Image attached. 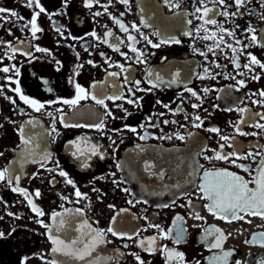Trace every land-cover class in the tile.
<instances>
[{"label":"flooded vegetation","instance_id":"af4514ba","mask_svg":"<svg viewBox=\"0 0 264 264\" xmlns=\"http://www.w3.org/2000/svg\"><path fill=\"white\" fill-rule=\"evenodd\" d=\"M24 2L25 0H0V7L15 10L24 17L23 20L13 18L12 22L0 27V41L5 42L0 44V58H3L0 67L14 64L20 69L19 76H15L13 72L0 73V124L3 125L0 128V152L4 153L0 156V169L9 167L13 174L20 175L19 184L14 182L12 186L26 189L45 215L37 216L22 195L11 191L12 186L6 182H0V231L5 234L0 238V264H22L25 258L26 264H47L53 259L57 260L58 264H84L83 261L65 257L60 253H52L53 244L48 239V230L37 221L42 220L44 224L49 225L52 234L65 243L77 238L87 241L88 237H82L81 232L77 231L85 221L92 228L107 229L112 217L120 209L128 211L117 217L114 227L129 234L139 232V235H134L132 240H128L107 234L111 243L99 246L93 255L113 257L110 264H137L131 253H138L146 264H165L164 256L159 251L148 254L137 244L146 237L159 236L158 229L149 227L150 224L159 225L167 231L173 228L177 215L184 218L183 221L176 222L177 227L186 229L184 241L176 244L172 238L158 239L156 245H167L169 249L183 252L184 264H196L197 261L200 264H208L206 258L212 256L213 252L221 254L219 250L210 252L206 247L213 240V237L204 240V229L210 226L221 229L226 235L230 233L223 244L224 251L233 252L228 258V264H234L237 260L242 264H256L264 257V247L245 243L253 234L264 233V219L246 216L245 220H234L231 223L218 219L204 208L208 201L199 198L201 194L198 188L186 183L189 179L187 173L192 171L197 162L207 170L227 169L246 180L251 179L248 173L229 162L204 159L205 155L214 156V150H219V145L224 143L219 135L208 129L219 128L220 135H235L234 143L244 153L249 150L264 151L254 147L264 145V130L251 126L259 121V117L254 114L264 113V107L252 103L260 97L251 95L264 90V70L258 66H253L254 72H249L243 67L235 68L232 63L234 54L224 45H221L223 51L215 50V55L208 52V46L213 42L200 38L206 34L202 29L199 33L195 31L203 23L202 20L196 19L200 13L195 12V9L200 7V0H178L179 9L169 7L164 0H129L128 5L112 0L108 12L125 24L129 29L128 33L122 32L108 14L94 16L93 13L97 11L103 12V8L95 3L89 9L84 6L85 0H68L66 7L64 0H40L47 13L60 14L52 15L51 18L47 14L40 15L38 25L43 31L37 33L38 39H33L29 28L24 27L32 16V10L24 7ZM100 3L108 4V0H100ZM227 3L232 4V0H227ZM260 4L261 0H249L240 10L242 15L215 17L218 24L235 32L234 37L225 35V40L238 49L235 55L239 56L241 65L249 62L248 53L264 63V47L249 46L244 48L243 52L239 51L243 45L251 43L247 38L250 34L245 32L250 24L257 29L258 37H264V20L260 19L264 8H261ZM208 6L212 7L210 3ZM250 10L256 14H250ZM228 11L234 12L236 9L232 6ZM187 20L192 23L187 24ZM133 24L139 31L132 28ZM204 27L210 31H218L214 25ZM9 29L12 35H9ZM109 30L112 36H106ZM157 31L160 36L153 34ZM185 31L192 32V35H184ZM92 32L100 39L93 37ZM129 34L137 38L138 42L134 46L145 52V63L135 62L136 54L131 52L128 46ZM220 34L218 32V35ZM142 36L148 37L153 43H159L161 38L169 37H175L181 42L153 48ZM236 39L242 43L237 45ZM8 43L19 49L13 60L7 59V55L12 54L7 48ZM37 46L48 51L37 52ZM115 47H119L120 51H115ZM194 49L207 52V59ZM23 52H29L31 55L25 56L21 54ZM89 60L95 66L88 64ZM118 64L129 68V72H121L120 68L116 67ZM216 64L221 67H216ZM80 65L83 67H79ZM205 68L209 69L208 74L204 72ZM145 69L160 73L166 82L171 80L177 71L180 75L176 77L175 84L165 83L152 88L146 81ZM77 72L79 75H76ZM109 72L119 75L108 76ZM241 72L244 75H240ZM256 74L261 77L258 81L251 79ZM208 75L215 78H199ZM7 76L18 80L22 93L30 99L44 103L45 108L37 112L20 100L19 95L12 91L17 85L9 83ZM125 76L129 77L128 83H125ZM226 76L229 78H225ZM135 80L141 81L139 88L146 91L137 90ZM238 80H244L246 86L241 88L237 84ZM72 81L98 97L123 94L124 98L105 100L111 116H107L106 109L90 97L81 100L75 108L59 102L48 103L74 98L76 91ZM93 84L97 85L95 89L91 87ZM185 87L191 88L201 99L197 100ZM129 88L134 95L129 92ZM205 88L209 89L207 93L203 91ZM5 97H10L15 103ZM127 99L136 100L138 103L128 104ZM193 104H199L200 107L193 108ZM238 107L250 110L249 113L243 114L248 123L241 125V129L244 132H255L257 135L236 134L234 125L242 114L226 109ZM57 109H61L62 113ZM61 114L65 116L67 123L72 124H95L103 119L104 129L65 128L60 123ZM197 115L203 121L199 128L194 127V124L200 123L194 119ZM9 120L14 123H9ZM28 120H32L33 124H26ZM53 123L55 133L51 132ZM21 125H24L26 133L33 137V143L28 148L35 156L30 157L27 162L23 159L27 152L23 151V146L17 147L20 145L18 129ZM129 128H136L137 131L133 133ZM177 133L185 136V140L176 139ZM189 133L193 135L189 137ZM145 134L148 139H139ZM161 136H172V139H159ZM73 141L86 148L84 156H80L78 152L73 155L76 152ZM93 145L96 146L97 155L91 154ZM201 149L205 150L197 155ZM224 151L232 152L233 149L225 147ZM45 154L50 158L44 161L43 168L40 163L32 162L33 158L39 160ZM145 161L154 164L153 172L164 171V179L160 180L157 176L145 173ZM118 163L122 165L120 169H117ZM238 163L256 168V163L252 160H240ZM204 169L192 177L196 185L201 183L199 177L203 175ZM60 170L68 173V177L87 195V199H79L77 202L75 189L65 183L64 177L58 175ZM114 180L119 183L114 184ZM177 183L181 188L174 187ZM249 186L254 187L252 184ZM124 188L130 191L124 192ZM37 189L41 193L39 198L34 195ZM183 192H188L189 195H181ZM62 196L67 199H61ZM189 199L193 204L191 208L188 206ZM129 200L133 203L129 204ZM137 200L141 202L136 203ZM144 200L148 202L144 203ZM173 200L175 204L172 203ZM164 204L170 206L161 207ZM109 205L114 207L110 208ZM77 209L80 211L77 212ZM196 211L204 217L203 220L194 218ZM53 212L61 213L67 221L60 231H57L58 224H54L50 218ZM83 231L86 232L87 229ZM175 231L174 228L173 237ZM124 244H128V247L125 248Z\"/></svg>","mask_w":264,"mask_h":264},{"label":"snow or ice","instance_id":"6c2138e0","mask_svg":"<svg viewBox=\"0 0 264 264\" xmlns=\"http://www.w3.org/2000/svg\"><path fill=\"white\" fill-rule=\"evenodd\" d=\"M112 0H108V4H101L100 0H85V7L91 9L95 4L100 5V7L103 8V12L97 11L93 13L94 16H101L103 14H108L110 18L114 21L116 25H118L119 29L124 32L128 33L129 29L125 26L124 23L121 22L120 19L117 17L111 16V14L108 12V7L111 5ZM119 3L128 5L129 0H118ZM249 0H232V4H228L227 0H200V7H197L195 9L196 13H200V15L196 16V19L202 20L203 23L200 27H198L195 31L199 33L201 29L206 33L201 39L205 41H212V45L208 46V52L213 53L215 55V50L219 49L220 51H223L221 48V45H224V47L231 49L232 53L234 54L232 57V63L234 64L235 68L240 69L243 67L244 69H247L249 72H254L253 66H258L261 70H264V63H262L255 55H252L251 53H248V63L241 65L239 63V56L235 55L238 51L236 47H234L231 43H228L225 40V35L228 37H234L235 32L230 31L223 27L222 24H218L216 16L222 15L225 18L228 17H235L237 15H242L243 13L240 11L242 8H244ZM68 0H64L65 7L67 6ZM164 3L167 4L171 8H180V4L178 0H164ZM211 4L212 7H209L208 4ZM24 7H27L32 10V16L31 19L24 25V27L29 28L32 38L38 39L37 33L42 32L43 29H41L38 25V18L40 15L47 14L49 15V18H51L52 15L60 14V13H47V10L45 7L41 4L40 0H25ZM219 6V7H217ZM234 6L236 11L229 12L228 8ZM261 8H264V0H261L260 4ZM143 11V9H141ZM250 14H256L250 10ZM123 13H121V16ZM15 18L17 20H23L24 17L20 16V14L12 9H7L4 7H0V27H3L5 23L12 22V19ZM260 19L264 20V13L260 14ZM187 24H191V20L186 21ZM205 25H214L216 26L218 31H210L207 27H204ZM237 27H239L237 25ZM132 28L136 31H139V29L136 27L135 24L132 25ZM57 31H60L57 29ZM218 32L221 33L218 35ZM246 33H249L250 35L247 37L249 41L251 42L250 45H243V48L239 49L240 52H243L244 48H247L249 46H259L264 47V37H258L257 36V29L253 27L251 24L245 29ZM156 36H160V32H154L153 33ZM186 36H191L192 32L185 31L183 33ZM9 35H12L11 29H9ZM91 35L97 39H100L96 36L95 32H92ZM142 35V34H141ZM106 36H112V32L109 30L106 33ZM144 40L147 41L148 44H150L153 48H158L163 44H169V43H176L179 44L181 41L179 39H176L175 37H169L167 39L161 38L159 43H153L148 37L142 36ZM127 40L129 43V48L131 52L135 53V62L143 64L145 63V52L138 50L134 45L137 43V38L133 35H128ZM106 42V41H105ZM4 41H0V44H4ZM123 43V41H121ZM235 43L237 45H240L242 42L239 39L235 40ZM112 47L113 45H109ZM7 48L10 49L11 55H7V59L13 60L15 58V54L19 51L18 48L11 45V43L7 44ZM37 52H47L48 50L41 47H36L35 49ZM87 50V49H86ZM115 51H120L119 47H115ZM194 51L199 52L200 55L204 56L205 59H207V52L201 51L199 49H194ZM25 56H30L31 53L29 52H23L21 53ZM79 54L77 53V56ZM121 55H125L124 53H121ZM127 58V57H126ZM0 63H3V58H0ZM88 64H93L91 60L87 61ZM57 64H59V61H57ZM93 66H95L93 64ZM111 66V65H110ZM79 67H83V65H80ZM116 67H119L121 72H129V68H126L122 64L116 65ZM216 67H221V65L216 64ZM13 72L15 76L20 75V69L17 68L14 64L13 65H7L4 67H0V73H9ZM146 72V81L151 85L152 88H157L165 83L168 85L175 84L176 83V77H179L180 73L177 71L174 75V77L169 80L165 81L164 78L161 76L160 73H153L151 70L145 69ZM204 72L206 74L209 73V69L205 68ZM240 75H244L243 72L239 73ZM76 75H79L77 72ZM119 73L116 72H109L108 76H118ZM200 79L204 78H215L214 76L208 75V76H200ZM229 78V77H225ZM235 79V77H232ZM260 75L256 74L251 77L253 80H260ZM6 79L9 81V83H15L17 85L16 88L12 89L15 93L19 95L20 100H22L26 105L33 108V110L39 112L42 109L45 108L44 103H40L39 101L35 99H30L26 95H24L21 91V88L19 87V81L13 80L11 76H7ZM74 83L76 95L72 99H63L60 101H49L48 103H63L65 105H69L73 108H75L81 100L88 99L89 97L95 101L96 104L103 106L106 109V115L111 116V112L107 111V105L105 104V100H117V99H123V94L120 95H109L105 97H98L97 95L90 93L88 90L84 89L79 83ZM129 82V77L125 76V83ZM45 83H47L45 81ZM136 85V89L139 91H146L145 89H140L139 85L141 81L135 80L134 81ZM237 84L242 88L245 87V81L244 80H238ZM93 89L97 87L96 84H93L91 86ZM150 90V89H149ZM185 90L190 92L192 96L196 97L197 100H200L201 98L197 95L195 91H193L191 88L185 87ZM205 93L209 91V89L205 88L203 90ZM129 92L134 95L132 92V89L129 88ZM0 94H2V88H0ZM251 95H258L260 97L259 100H253V104H259L262 107H264V90H260L256 93H251ZM6 99H9L13 104L15 103L14 100H11L10 97H5ZM159 102V101H158ZM128 104H136L138 101L133 99H127ZM118 107H122L119 106ZM164 107H168L167 105H164ZM193 108L200 107L199 104H193ZM227 111H238L241 113V118L237 123L234 125V129L236 134L240 136H255L257 133L255 132H244L241 129V125L248 123V119L245 118L246 113H249V109L246 107L243 108H236V109H226ZM58 112L62 113L61 109H57ZM126 111V110H125ZM47 115L51 116L52 113H47ZM162 115V114H161ZM256 117H259V121H264V113H255ZM60 123L65 127H89V128H95L97 130H103L104 129V122L103 119L100 120L99 123L95 124H79V123H67L65 120V116L61 114L60 116ZM196 121H200V123L194 124V127H201L203 121L201 120L200 116H195L194 118ZM250 119V118H249ZM259 121H256L251 124L252 127L264 130V123H260ZM9 123H14V121L9 120ZM28 125L33 124L32 120H28L25 122ZM164 123H169V121H164ZM172 123H176L175 121H172ZM158 127V125H153ZM3 125L0 124V128H2ZM143 127V125H141ZM129 131H132L135 133L137 131L136 128H129ZM208 131L214 132L217 135H219V138L221 141H224V143L219 145V150H214V156H204L205 160H217V161H225L229 162L233 166L242 169L244 172L248 173L251 176L250 180H246L243 176H240L234 172L228 171L227 169H215V170H207L204 169L203 165L196 163L195 167H193L192 171L187 173V176L189 179L186 181V183L191 184L193 187H197L199 190V193L201 194L199 196L200 199L207 200L208 203L204 204V208L213 216H215L218 219L224 220L225 222L231 223L234 220H245L246 216H258L261 219H264V151H252L249 150L247 153L242 152L239 150V148L235 145V135L233 136H226V135H220V129L219 128H211L208 129ZM51 132L55 133L56 128L53 123V127L51 129ZM18 134L20 137V145L17 147L20 148L23 146V151L27 152V156H24L23 159L25 162L30 157H34L35 153L28 148L30 144L33 143V137L28 135L25 131L24 125H21L18 129ZM58 134V133H57ZM189 137H191L193 134L189 133ZM148 135H141L139 139L146 140L148 139ZM159 139H172V136H161L158 137ZM176 139L180 141L185 140V136L180 135L179 133L175 136ZM74 145H76V152L73 153L75 156L77 152L80 156H84L86 152V148H82L79 143L76 141L72 142ZM115 143V141H113ZM140 147L139 145L137 146ZM206 147V146H205ZM225 147L232 148V152H225ZM257 149H264V145H255L254 146ZM205 149H201L200 152L197 153V155L202 154V152ZM143 151V149H141ZM91 154L97 155L96 146L93 145L91 147ZM4 153L0 152V156H3ZM49 155L45 154L42 156L39 160L33 158V163H40V167H44V161H47L49 159ZM259 158V159H257ZM240 160H252L254 163H256V168L252 169L247 165L238 163ZM87 166V165H85ZM122 167L121 164H117V169H120ZM154 168V164L148 161H145L143 164V171L147 173L150 176H157L160 180H163L165 177L164 171L159 172H153L152 169ZM203 170V175L200 178L201 183L199 185H196L195 181L192 179L199 170ZM49 171H53L52 169H49ZM35 175V174H34ZM59 176L65 178V183L68 185H71L74 189V195L79 199H87V195L85 193H82L79 188L76 187L74 181L68 177V173L60 170L58 173ZM114 175V174H113ZM21 177L20 175H15L12 173V169L9 167H4L3 169H0V182H6L9 186H12L15 182L16 185L19 184ZM51 182V181H50ZM114 184L119 183L118 181H113ZM252 184L254 187H250L249 185ZM175 188L179 189L181 188V185L179 183L174 185ZM94 191H97L96 189H93ZM124 192H129L130 190L128 188L122 189ZM11 191L17 192L20 195H22L25 200H27L29 206L31 207L32 212H34L37 216H44L45 213L37 207V205L33 202L30 194L28 191L24 188L18 187V186H12ZM152 194H158V193H152ZM35 197L39 198L41 196L40 191L37 189L34 193ZM183 196H188V192L181 193ZM61 199H67V197H61ZM141 201L137 200L136 203H140ZM144 203H147V200L143 201ZM129 204H132L133 201L129 200ZM175 204V200L172 202ZM170 205L164 204L161 205V207H169ZM188 206L191 208L193 207L192 201L188 200ZM110 208H113V205H109ZM181 207H184V205H181ZM67 212V210H65ZM77 212L80 210L77 209ZM128 209H120L116 212V215L112 217L110 226L107 229H98V228H92L91 225H89L86 221L82 224L80 229H77V231H80L83 236H87L88 239L85 241L83 238H77L71 240L69 243H65L64 240L60 239L57 236H54L52 234V229L49 225L44 224L42 220H38L37 222L41 224L42 227L46 228L48 230V239L53 244V247L51 249L52 253H60L61 255L65 257H69L74 260L83 261L84 264H110L113 257H102L99 255H93L97 252V248L101 245H105L108 243H111L110 240L107 239V234H111L113 237H117L120 239H128L132 240L133 236H138L139 232H135L133 234H129L126 231H120L114 227V225L117 223V217L121 216L123 213H126ZM8 215H12V213H8ZM51 220L54 224H58L57 231H60L64 228L65 224L67 223L66 219L62 216L59 212H53L51 214ZM194 218L197 220H203L204 217H202L198 211L194 213ZM2 219V217H0ZM183 217L177 215L173 221V228H169L167 231L160 228L159 225H153L150 224L149 227H155L159 231V236H151L146 237L145 239H141L138 241L137 246L141 248L142 251L148 253V254H155L157 251H159L165 259V264H184L185 256L183 252L175 251L173 249H169L167 245H162L157 247L156 242L158 239H169L172 238L173 242L176 244H179L184 241V233L186 232V229L182 226L177 227L176 222L177 221H183ZM248 223H251V221H246ZM175 231V236L173 237V230ZM84 229H87V231H83ZM4 233L0 231V238L4 237ZM229 234H225L221 229L210 226L206 229H204V240H208L209 237H213V240L206 245L207 249L210 252H213V250H219L221 254H217L216 252H213V255L206 258L208 261V264H219V262H223V264H228V258L233 255L232 251H224L223 250V244L224 241L227 240ZM245 243L247 244H259L261 247H264V233H258L253 234L252 238L250 240H246ZM124 247L127 248L128 244H124ZM117 255H120L117 253ZM132 256H134L135 260L137 261V264H146V262L141 258V256L138 253H131ZM27 258L22 260V264H26ZM47 264H58L57 260L53 259L52 261H48ZM196 264H200L199 261L196 262ZM234 264H242L241 261L237 260L234 262ZM256 264H264V257L260 258Z\"/></svg>","mask_w":264,"mask_h":264}]
</instances>
